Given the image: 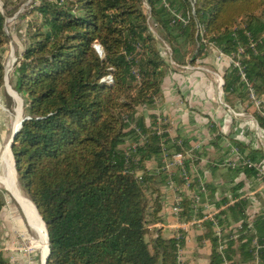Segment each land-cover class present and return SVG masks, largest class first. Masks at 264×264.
I'll use <instances>...</instances> for the list:
<instances>
[{
	"label": "trees",
	"instance_id": "16d2710c",
	"mask_svg": "<svg viewBox=\"0 0 264 264\" xmlns=\"http://www.w3.org/2000/svg\"><path fill=\"white\" fill-rule=\"evenodd\" d=\"M21 1L0 0V93L10 42L7 20ZM174 14L184 22L173 23ZM26 17L27 46L15 66L13 89L27 104L29 119L12 154L19 185L47 227V264H179L185 235L165 238L151 226L165 221L166 162L182 155L184 168L172 179L180 188L188 177L190 191L199 192L190 173L198 154L188 139L172 137L168 123L144 110L155 109L174 65L204 64L211 47L235 58L242 48L241 69L231 64L223 76V100L232 109L248 103L264 131V0H32L18 18ZM160 40L174 65L163 57ZM108 76L112 83L103 81ZM247 83L260 110L249 100ZM232 144L244 160L264 166L262 147ZM242 162L221 168L224 184L207 183L208 197L201 193L202 202L217 209L238 199L216 221H203L197 242L201 248L210 243V264H264V209L247 222L250 202L242 198L246 182L255 189L264 176ZM239 177L244 179L237 182ZM6 194L0 189V213ZM181 195L180 219H204L193 199ZM0 264H10L1 241Z\"/></svg>",
	"mask_w": 264,
	"mask_h": 264
},
{
	"label": "crops",
	"instance_id": "0c3cea01",
	"mask_svg": "<svg viewBox=\"0 0 264 264\" xmlns=\"http://www.w3.org/2000/svg\"><path fill=\"white\" fill-rule=\"evenodd\" d=\"M203 62L209 65L174 66L173 69H170L163 80L161 99L158 100L155 109L145 111L147 114L153 113L158 117L164 118L169 124L170 135L176 137L180 134L188 139L193 152L198 154L195 161H199V163L191 164L190 173L195 179L192 182H198L199 192H191V184L190 186L185 184L179 188L172 176L176 170L182 167L176 166L172 168L171 172L168 173L169 179L174 182V189L172 190L169 185L164 189L163 215L165 221L151 226L152 229H161L165 238H177L180 235H185L183 251L185 264H198V253L206 245L210 247L207 262V264H210L211 245L209 242H204L201 248L197 242V238L202 234L204 227L194 226L188 228L184 226L188 222H184L181 219L177 220L173 211L175 197L179 196L183 199L181 195L183 192L190 197L193 194H199L201 197V193H205L207 198L206 185L210 182L207 180L206 173L207 175H214L211 177L214 180L212 185L220 188L224 184L221 176L222 170L220 169L225 166L235 168L240 163L238 154L233 153V149H237L240 153L239 149L232 144L233 141L236 140L246 145L251 144L256 148L262 147L264 149V131L260 129L250 111L253 107H248V103H241L236 109H232L223 100V87L220 88L219 84L218 86L215 85L217 82L215 76L219 78V81L220 79L223 81L224 74L230 68L231 58L214 49L211 50V53H208L207 58ZM243 108L244 114L250 113L251 119H247L246 116L244 117L243 114L238 113ZM252 122L256 123L258 128L263 131L260 132L261 143L256 141V132L251 131ZM210 154L217 161L214 166L220 167L215 173L207 169L203 170L205 165L208 164L207 160H209ZM240 156L243 157L241 153ZM243 179V177H239L236 181L239 182ZM201 184L205 187L204 191L200 190ZM245 186V194H243L242 198H246L250 202L247 212L250 217L247 222L251 223L254 215L264 209V182H261L255 189L251 188L250 182H246ZM220 197L221 193L218 191L217 198ZM237 201L238 199L232 200L227 206L233 205ZM204 203L210 206L211 212L215 216L227 207L224 206L221 209H217L207 199ZM204 215L206 216V214ZM240 224L242 225L241 222L234 224L231 228L237 229Z\"/></svg>",
	"mask_w": 264,
	"mask_h": 264
},
{
	"label": "rangeland",
	"instance_id": "374dc122",
	"mask_svg": "<svg viewBox=\"0 0 264 264\" xmlns=\"http://www.w3.org/2000/svg\"><path fill=\"white\" fill-rule=\"evenodd\" d=\"M21 2L22 3L19 11L15 14V16L8 18L7 20L6 32L10 36V42L5 48V54L3 57V64L5 68V84L2 92L0 93V189L5 190L7 194L4 196L5 206L0 213V241L1 250L4 253L5 258L10 261V264H45V260H43L39 250L41 244V234L27 220L14 194L7 188L10 191L8 192L5 189L6 186L4 187L1 182L3 180H7L8 178L9 168H7V166L9 165L10 160L7 158V152L8 144L12 137L13 131L19 127L24 118H27V104L13 89V75L15 66L19 60L21 52L27 46V24L31 20V17H26L24 20H20L18 17L19 15H23L30 10L32 0H22ZM150 30L155 34V36H157L158 39H160V37L158 36V31L152 23H150ZM94 46H96L100 52L102 51V48H99L100 45L98 43H95ZM211 50H214V48L211 47L209 49L210 53ZM161 51L163 57L169 63L173 64L172 62H170V48L163 41H161ZM200 64L202 63L200 62ZM203 65L209 64L204 63ZM215 78L217 79L215 85L218 86L219 78L216 76ZM238 113L243 114V116H246L247 119H251V116L249 115L250 113L244 114V108L241 109ZM251 128L252 132H256V141L258 143H261L259 132L263 131H261L258 128L257 124L253 122L251 123ZM4 150L5 153L3 154ZM208 159V164L205 165L203 170L207 169L210 171L209 166H214L215 164H217V161L211 154ZM150 166L153 168L156 166V164L151 163ZM3 167L5 168L4 170ZM212 175H207L206 173L207 180L211 184L214 182V180L211 179ZM15 179L16 192L25 201L31 203L32 201L30 200V198L23 192V189L20 187L19 182L17 181L18 179L16 173ZM199 203L197 204V209L202 210V212L206 215H213V212H211L209 205L202 202L201 199ZM154 235L155 233L152 232V236ZM150 239L151 236H148L147 240ZM209 248L210 247L206 245V247L203 248L200 253H198V264H207L209 259Z\"/></svg>",
	"mask_w": 264,
	"mask_h": 264
},
{
	"label": "built area",
	"instance_id": "2783aa9c",
	"mask_svg": "<svg viewBox=\"0 0 264 264\" xmlns=\"http://www.w3.org/2000/svg\"><path fill=\"white\" fill-rule=\"evenodd\" d=\"M176 20L183 21L184 22V19H183V17L181 15L174 14L173 23H175ZM243 52H244V50L241 48V49H239V53H238V55H237L236 58L235 57H230L231 58V64H233L235 67L240 68V69H241V66H240V61L239 60H240V56H241V54ZM134 73H135V76H136L137 80L140 81L141 78H140L139 73L137 71H135ZM241 74H242L243 79L246 81L245 75H244V73L242 71H241ZM103 81L104 82L106 81L108 83H112V77L111 76H108ZM222 83H223V81L220 79V81H219V87L220 88H222ZM247 86L249 88L248 89L249 90V100L251 102H253V105L258 110H260L261 108H263V106L261 105V102L259 100H257L255 92L253 91V89L251 88V86L248 83H247ZM162 122L163 123H167L165 121V119L163 121L161 119V117H160L159 118V123L161 124ZM259 134H260V132H259ZM233 153L238 154L239 161H241V162L243 161L241 164H243L244 166H248L249 168L256 167L258 169V171H259V174L258 175L259 176H261V175L264 176V166L263 165H260V166L259 165H255V164H253V163H251V162H249L247 160H244V157H241L240 156V153L238 152L237 149H233ZM166 164H167L166 165V169H167L168 172H171V169L174 168V167H176V166H180V167H182L181 169H183L184 168L183 167V156L179 154V155H177L175 157L174 161H167ZM234 165H236V164H234ZM184 175H185V172H184ZM185 180H186V185L187 186H190L191 180L188 177H186ZM168 185H169V187L172 190L174 189V182L172 180L169 179V184ZM200 190H202V191L205 190V187H204L203 184L200 185ZM191 198L193 199V201L195 203V207H197V204L200 202V199H201L200 195L199 194H193L191 196ZM181 202H182V199L179 196L175 197V206L173 208V211H174V215L177 218V220L180 219V212L182 210V208H181ZM204 220L216 221L215 220V215L214 214L213 215H206L204 219L193 218V220H191L190 222L184 224V226L185 227H188V228L189 227H194V226H198L199 228H202L203 227V221ZM240 226H241V224H240ZM240 226L237 227V229L240 228ZM216 230H217V236H220L221 237V228L220 227H217V225H216ZM238 236L239 235L237 234V231L235 230L234 235H233V239L237 240L238 239ZM177 238H180V236H178ZM183 251H184V247L181 248L179 246V264H185L184 258H183Z\"/></svg>",
	"mask_w": 264,
	"mask_h": 264
},
{
	"label": "bare ground",
	"instance_id": "6f19581e",
	"mask_svg": "<svg viewBox=\"0 0 264 264\" xmlns=\"http://www.w3.org/2000/svg\"><path fill=\"white\" fill-rule=\"evenodd\" d=\"M19 127H20V125H19ZM10 150L11 149H10V147L8 145L7 158L10 160V163L7 166V168H9L8 178H7V180H3L1 182L4 185V187L6 186V188H8L14 194V196L17 198V201L19 202V204H20V206H21V208H22V210H23V212H24L27 220L41 234V239H40L41 244H40L39 250H40V255L42 256L43 260H45V262H46V258H47V255H48V239H47V232H46L45 224H44L43 220L40 218V215H39L38 211L36 210V208L33 206V204H31L32 202L29 203V202L25 201L16 192V186H15V183H16L15 182L16 181V179H15V169H14V163H13L14 156L11 153L12 150L11 151ZM4 167H5V165H4ZM4 167H3V170L5 169ZM6 176H7V174H6ZM39 233H38V235H39Z\"/></svg>",
	"mask_w": 264,
	"mask_h": 264
},
{
	"label": "water",
	"instance_id": "95a60500",
	"mask_svg": "<svg viewBox=\"0 0 264 264\" xmlns=\"http://www.w3.org/2000/svg\"><path fill=\"white\" fill-rule=\"evenodd\" d=\"M101 46H99V48H100ZM95 49L97 50V52L99 53V55L103 58L104 57V53H103V49H102V51L100 52L98 49H97V47L95 46ZM223 85H224V83H222V87H223ZM27 119H29L28 117L27 118H24L23 120H22V122H21V124H20V127L18 128V129H16V130H14L13 131V134H12V137H11V139H10V142H9V147H10V149L12 150V148H13V146H14V144H15V137L18 135V133L20 132V130H21V128H22V125H23V122L25 121V120H27ZM5 153V150H4V152H3V154ZM2 154V155H3ZM14 169H15V162H14ZM15 173H16V169H15ZM16 175H17V173H16ZM8 192H10L7 188H5ZM35 206V205H34ZM35 208H36V206H35ZM36 210H37V208H36ZM38 211V210H37ZM39 213V212H38ZM42 219V218H41ZM44 222V221H43ZM45 224V223H44ZM45 228H46V232H47V239H48V255H47V258H46V262H45V264H47V260H48V258H49V256H50V248H49V235H48V231H47V227H46V224H45Z\"/></svg>",
	"mask_w": 264,
	"mask_h": 264
}]
</instances>
